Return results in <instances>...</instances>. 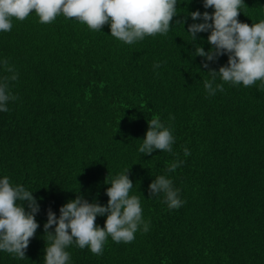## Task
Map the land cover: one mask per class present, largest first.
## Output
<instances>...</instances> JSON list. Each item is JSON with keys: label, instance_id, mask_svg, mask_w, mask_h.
Segmentation results:
<instances>
[{"label": "trees", "instance_id": "16d2710c", "mask_svg": "<svg viewBox=\"0 0 264 264\" xmlns=\"http://www.w3.org/2000/svg\"><path fill=\"white\" fill-rule=\"evenodd\" d=\"M197 10L214 11L177 0L167 34L131 45L110 24L92 30L62 13L42 24L33 11L0 31V83L12 74L5 59L18 74L9 81L15 99L0 111V179L33 191L40 206L25 258L0 250V264H45L48 209L58 217L77 195L107 205L108 183L129 167V195L140 198L148 232L141 226L130 243L109 236L101 255L73 242L68 264H264V82L233 85L217 74L213 87L224 90L208 93V71L228 56L204 68L194 55L196 45L212 47L209 32L191 42L188 26L203 22L189 15ZM238 19L264 20V0H244ZM153 117L170 127L172 153L139 152ZM177 159L184 163L166 172ZM159 175L179 189L180 208L169 209L163 193L151 197Z\"/></svg>", "mask_w": 264, "mask_h": 264}, {"label": "clouds", "instance_id": "9594fccd", "mask_svg": "<svg viewBox=\"0 0 264 264\" xmlns=\"http://www.w3.org/2000/svg\"><path fill=\"white\" fill-rule=\"evenodd\" d=\"M244 0H203V7L214 11L191 12L193 21L187 32L191 42L197 34L209 32L207 39L212 46L207 52L196 45L194 55L205 58L208 62L227 54V64L219 70L210 69L211 80L204 83L210 95L217 90L223 91V84L213 87L219 74L223 82L233 85L252 86L256 81L264 82V20L249 25L238 17ZM39 17L42 24L51 23L61 13L66 18L79 20L92 30H101L110 24L111 35L126 44L142 40L146 35L167 34L173 17L177 15V0H0V31H10L12 18L23 21L31 12ZM182 23L183 21H178ZM5 71L12 73L3 77L0 83V111L7 112V102L15 97L9 91V81H15L18 74L3 61ZM155 64L154 67H159ZM148 130L139 147L141 154H152L154 150L173 152L175 138L170 127H166L159 117L148 120ZM185 157L190 155L188 148L183 149ZM184 161L174 160L167 165L166 172H174ZM130 167L117 175L106 189L107 205L89 202L81 195L69 200L59 209L60 215L47 211L44 233L51 241L45 247V264H68L70 253L66 248L73 242L83 249L90 248L93 254L101 255L109 236L116 243H130L138 229L146 233L149 223L143 220L140 198L129 195L133 182L129 178ZM151 197L163 193L169 209H178L184 201L179 196V189L173 187V181L166 175H159L149 185ZM27 203V210L25 208ZM40 206L33 191L22 185H13L9 177L0 179V250L25 258L30 239L34 237L39 224L35 219ZM106 214L103 227L96 224L98 215ZM53 226L54 232L49 231Z\"/></svg>", "mask_w": 264, "mask_h": 264}]
</instances>
